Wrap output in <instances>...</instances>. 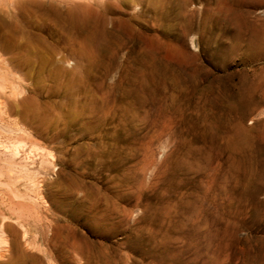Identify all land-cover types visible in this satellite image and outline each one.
I'll use <instances>...</instances> for the list:
<instances>
[{
	"label": "rangeland",
	"instance_id": "rangeland-1",
	"mask_svg": "<svg viewBox=\"0 0 264 264\" xmlns=\"http://www.w3.org/2000/svg\"><path fill=\"white\" fill-rule=\"evenodd\" d=\"M113 1L92 60L0 41V264H264V0Z\"/></svg>",
	"mask_w": 264,
	"mask_h": 264
},
{
	"label": "bare ground",
	"instance_id": "bare-ground-1",
	"mask_svg": "<svg viewBox=\"0 0 264 264\" xmlns=\"http://www.w3.org/2000/svg\"><path fill=\"white\" fill-rule=\"evenodd\" d=\"M59 2L63 6H46L35 3L30 4L32 8L28 9L27 4H21L25 26L13 24L8 21L9 19L5 20L0 16V41L3 46L10 47L19 54L17 62L24 64L31 62V54L34 53H31L33 45L48 49L51 52L61 47H73L79 55H82L83 59L92 60L95 56H90L87 52L91 45L96 51L97 49L100 50L101 46L103 47L100 40H104L105 36L108 35L106 29L108 22L120 23L118 22L120 19L113 14V9L116 7L113 5V0H109L103 6L93 2V0H60ZM108 15H113V17ZM42 22H48L47 26L56 35L55 40L49 42L42 34L27 35L31 26L37 27ZM23 120L27 121L25 115ZM17 260L11 259L9 262L13 264L18 262ZM262 260L264 259H260V261ZM243 264L245 263L243 262Z\"/></svg>",
	"mask_w": 264,
	"mask_h": 264
}]
</instances>
